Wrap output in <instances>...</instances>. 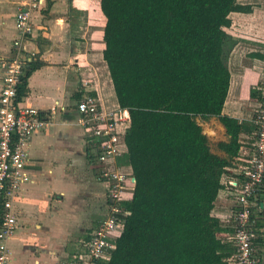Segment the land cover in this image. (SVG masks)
I'll use <instances>...</instances> for the list:
<instances>
[{"label":"trees","instance_id":"obj_1","mask_svg":"<svg viewBox=\"0 0 264 264\" xmlns=\"http://www.w3.org/2000/svg\"><path fill=\"white\" fill-rule=\"evenodd\" d=\"M240 1L99 0L102 59L129 119L116 163L129 166L134 179L130 198L117 203L125 213L118 215L120 235L100 264H227L233 254L211 211L224 169L238 156L239 136L253 130L221 114L226 61L236 43L224 29L230 13L251 11ZM40 65L27 64L17 101ZM210 118L227 137L214 145L222 157L211 153L196 122Z\"/></svg>","mask_w":264,"mask_h":264},{"label":"crops","instance_id":"obj_2","mask_svg":"<svg viewBox=\"0 0 264 264\" xmlns=\"http://www.w3.org/2000/svg\"><path fill=\"white\" fill-rule=\"evenodd\" d=\"M18 2L0 0V60L9 58L11 42L17 37ZM37 2L39 9L30 18L32 33L22 43V52L42 65L27 77L19 105L42 111L47 122L27 144L24 168L30 180L13 204L18 226L7 242L9 264H58L68 259L81 250L80 243L107 214L105 183L97 177L99 165L86 144V132L76 122V103L85 95L96 98L104 110L118 107L102 59L104 17L99 0ZM240 2L251 5V11L230 13V25L224 29L236 43L226 61L229 85L221 114L250 124L264 82V0ZM207 122L214 137L219 136L213 140L202 132L208 144L226 142L218 121L210 118ZM247 137L246 133L239 136L238 157L247 147ZM211 153L224 155L216 149ZM116 159L114 166L130 176L129 166H118ZM224 180L222 176L221 182ZM133 184L130 177L122 200L130 198ZM232 207L222 185L211 215L220 224L217 235L223 242L231 233ZM258 209L256 253L264 264V186Z\"/></svg>","mask_w":264,"mask_h":264},{"label":"built area","instance_id":"obj_3","mask_svg":"<svg viewBox=\"0 0 264 264\" xmlns=\"http://www.w3.org/2000/svg\"><path fill=\"white\" fill-rule=\"evenodd\" d=\"M39 9L37 0H19L15 12L17 37L11 42L8 59L0 60V264H9L11 252L8 240L17 228L13 204L21 188L29 182L24 165L27 144L32 135L46 125L42 111L21 107L16 100V88L33 56L25 55L22 43L32 33L31 14ZM23 51V52H22ZM258 108L251 118L250 136L243 155L235 159L232 168L224 169L223 189L231 198V233L224 242L234 249L227 264H260L256 240L258 197L264 186V82L259 87ZM54 108H50L53 111ZM77 124L86 132V144L99 165L98 179L105 183L106 216L82 241L81 250L58 264H100L108 260L119 237L122 222L117 203L127 191L130 176L114 166L124 153L121 141L128 127V113L118 107L104 110L97 99L85 95L76 103ZM248 139V137H247ZM233 159V160H234ZM228 171H231L230 174Z\"/></svg>","mask_w":264,"mask_h":264},{"label":"rangeland","instance_id":"obj_4","mask_svg":"<svg viewBox=\"0 0 264 264\" xmlns=\"http://www.w3.org/2000/svg\"><path fill=\"white\" fill-rule=\"evenodd\" d=\"M196 122H197V124L201 127V132L208 133L211 137H213V140H217L216 138H218L219 136H218V137H214V133H211L212 130H210V128H207V127H208L207 125H208L209 122H207V123L204 122V123H203V122H200V121H198V120H196ZM216 135H219V134L216 133L215 136H216ZM210 143H212V142H210ZM210 143H209V144H210ZM209 148H210V151H215L214 143L210 144ZM126 185H127V186L130 185V183L128 182ZM222 238H223V237H222ZM225 238H226V237H224V239H225Z\"/></svg>","mask_w":264,"mask_h":264},{"label":"water","instance_id":"obj_5","mask_svg":"<svg viewBox=\"0 0 264 264\" xmlns=\"http://www.w3.org/2000/svg\"><path fill=\"white\" fill-rule=\"evenodd\" d=\"M131 182L134 183V179L133 178H131Z\"/></svg>","mask_w":264,"mask_h":264}]
</instances>
